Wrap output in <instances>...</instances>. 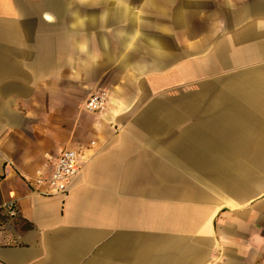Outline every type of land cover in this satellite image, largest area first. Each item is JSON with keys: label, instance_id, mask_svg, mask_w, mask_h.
Listing matches in <instances>:
<instances>
[{"label": "crops", "instance_id": "0c3cea01", "mask_svg": "<svg viewBox=\"0 0 264 264\" xmlns=\"http://www.w3.org/2000/svg\"><path fill=\"white\" fill-rule=\"evenodd\" d=\"M0 264H264V0H0Z\"/></svg>", "mask_w": 264, "mask_h": 264}, {"label": "built area", "instance_id": "2783aa9c", "mask_svg": "<svg viewBox=\"0 0 264 264\" xmlns=\"http://www.w3.org/2000/svg\"><path fill=\"white\" fill-rule=\"evenodd\" d=\"M109 93L100 91L92 94L85 103V108L92 114L101 115L107 108ZM89 160H83L80 152L75 149H64L56 158L49 159L50 171L45 177H39L37 184L43 188V194H65L75 176L80 174ZM10 216L18 214L14 201L4 204Z\"/></svg>", "mask_w": 264, "mask_h": 264}]
</instances>
